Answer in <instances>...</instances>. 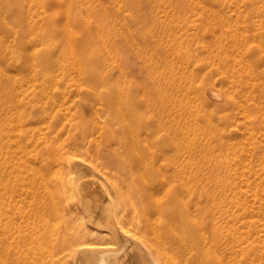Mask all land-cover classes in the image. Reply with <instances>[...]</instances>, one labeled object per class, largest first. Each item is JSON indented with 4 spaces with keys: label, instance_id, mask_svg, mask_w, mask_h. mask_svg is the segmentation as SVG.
I'll use <instances>...</instances> for the list:
<instances>
[{
    "label": "bare ground",
    "instance_id": "bare-ground-1",
    "mask_svg": "<svg viewBox=\"0 0 264 264\" xmlns=\"http://www.w3.org/2000/svg\"><path fill=\"white\" fill-rule=\"evenodd\" d=\"M33 1L0 0V75L1 60L13 51L7 36L21 33L20 72L39 85L28 93L11 87L0 93V264H232L238 257L239 264H251L260 257L249 240L251 220L243 218L251 207L240 202L238 164L248 157L222 125L233 116L207 109L209 98L189 71V53L178 50L183 61L172 65L174 58L164 61L148 48L150 80L138 92L119 47L126 41L139 54L138 36L119 34L112 22L143 21L139 0H122L130 13L119 16L117 7L114 17L99 11L95 0H39L49 7L40 20ZM147 1L153 7L165 1L166 14L175 6ZM62 9L70 49L65 57L78 73L72 91L53 88L55 43L39 53L24 44L35 32L42 41L53 38ZM150 18L143 39L158 38L161 25L165 40H188L183 27L173 33L170 22L156 13ZM72 24L83 39L73 35ZM217 63L232 87L246 88L241 101L256 99L252 63L244 61V75L225 60ZM202 178L211 184L192 183Z\"/></svg>",
    "mask_w": 264,
    "mask_h": 264
},
{
    "label": "rangeland",
    "instance_id": "rangeland-1",
    "mask_svg": "<svg viewBox=\"0 0 264 264\" xmlns=\"http://www.w3.org/2000/svg\"><path fill=\"white\" fill-rule=\"evenodd\" d=\"M85 1L82 0L81 2L86 4L87 2L85 3ZM114 1L122 4V6L116 5L115 7ZM122 2V0H95L93 4L96 5L95 7L99 11L114 17L117 7L121 8L117 11L119 16L130 13V10ZM31 3L39 11L35 18L40 20L42 18L40 16L45 14L44 9H49V7L46 8V4H42L39 0H34ZM170 3L175 6L169 7L168 10L173 8V11L174 9L177 11L174 17L172 10L168 14L163 12L166 7L165 1L155 4V7H153L147 0H139L138 8H141L143 12V21L138 23L133 19L129 23L130 26L112 22L119 34H123V32L131 34V36L135 34V37H132L133 39L138 36V43L134 44L137 49L141 48L138 54L135 52L136 49L131 48L126 41V44L125 42L120 43L119 47L124 55L121 61L128 72L129 82H132L136 86L137 91L141 92L143 90L142 84L149 79L148 69L152 68L153 64L149 58L146 59L148 48H156L155 52L158 50L164 61H167L170 57L174 58L175 61L172 62V65L182 63L181 61L183 60H180L177 56L179 51H181L182 56L185 55L184 57H186V53H189V71H193L197 87L204 96L209 98L207 109L218 111L216 112L218 114L217 117L233 116L228 121H224L222 125L225 132L233 136V141L243 152V157L245 159L248 157L246 160L244 159L243 166H240L241 162L238 164L241 171L242 184L239 189L242 191V199L237 200L243 201L244 204L251 207L246 217L243 218L244 220H251L249 240L253 243V252L257 253V248L262 251L260 257H256L251 264H264V184H259L264 180V0H171ZM84 4L81 9L85 8L86 5ZM180 10L182 13H180ZM49 12L52 11L49 10ZM152 13H156L161 22H170L173 25V33L179 34V27H183L181 31L185 32L184 34L187 35L188 40L185 42L175 41L174 39L165 40L164 35L167 28L161 25L155 33L160 35V38L164 37L163 40H159V37L152 38L148 35L144 39L142 35L140 37V34H148ZM82 14L84 17L86 16L85 10ZM55 18L62 27L57 30L53 38L44 35L45 40L42 41L40 32H35L29 35L34 41L24 44L29 52L38 50L37 52L39 53L48 43H55L58 53L57 58H54L52 69L58 83L53 88H64L72 91L78 84L76 82L78 73L73 63L69 64L72 59L69 58L68 61V55L65 57V52L70 50L69 45L64 44L66 40V33L63 29L64 21L66 20L65 10L62 9L61 13ZM92 24V27L95 28L94 21H92ZM76 25L72 24L75 30H73V35L83 39V34L78 31V25ZM24 39L26 40V37L22 38L21 33L19 35L14 32L7 36L6 42L14 52L8 49L7 58L1 60L2 75H0V82L1 84L2 81L5 83L0 86V93L2 94H5L4 89L9 87L28 93L29 91L31 92L34 86H36L34 89L39 86L37 84L34 85L26 77L24 78L22 73L26 76L28 74L25 73L28 72H20L23 69L21 66L24 65V55L16 51L20 47V42ZM64 58L65 65L61 64ZM219 59L225 60L229 69L232 68V71L240 75L245 74L244 61L252 63L253 81L257 84L256 99L248 100L247 104L245 101H241V98H245L243 93L246 88L241 91L240 86L232 87L231 83L229 84L228 78L222 73L223 69L217 63ZM157 70L158 68H156ZM114 71H116V75L117 70ZM156 71L152 69L154 77L156 76ZM208 89H212V92L220 94L221 97L215 100L207 93ZM231 94H233V99H231ZM215 103L220 104L217 105ZM47 108L50 109L51 107ZM39 109L41 108L39 107ZM22 111L23 117H27L29 108ZM39 125L44 130L46 129V123L43 122ZM249 158L250 160L248 161ZM247 179L250 184H246ZM192 183L211 184V181H208V178H202L201 180L192 181ZM242 229H246V226L244 225ZM239 261L240 258L238 257V260L235 259V263L232 264H239Z\"/></svg>",
    "mask_w": 264,
    "mask_h": 264
}]
</instances>
